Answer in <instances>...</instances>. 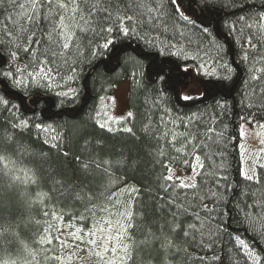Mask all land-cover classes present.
Returning a JSON list of instances; mask_svg holds the SVG:
<instances>
[{
	"label": "trees",
	"instance_id": "obj_1",
	"mask_svg": "<svg viewBox=\"0 0 264 264\" xmlns=\"http://www.w3.org/2000/svg\"><path fill=\"white\" fill-rule=\"evenodd\" d=\"M19 3L0 5V264H83L55 237L76 243L104 207L131 213L114 264H264V164L243 173L239 146L242 122H264V0H100L108 15L77 14L54 63ZM9 16L30 31L8 36ZM188 66L202 90L185 99ZM122 79L131 115L108 127L99 97Z\"/></svg>",
	"mask_w": 264,
	"mask_h": 264
},
{
	"label": "snow or ice",
	"instance_id": "obj_2",
	"mask_svg": "<svg viewBox=\"0 0 264 264\" xmlns=\"http://www.w3.org/2000/svg\"><path fill=\"white\" fill-rule=\"evenodd\" d=\"M5 3L11 6H16L18 0H0V5ZM27 3L30 9L28 11H24V3H19V7L22 10L20 15L24 16L25 24L37 25L40 23L44 25V31L41 33V36H44L46 33V42L52 46L43 48L42 51L43 55L52 58L48 60V63H54L56 57L64 54L63 50L69 49L74 36L72 22L76 20L77 14H79L80 20L84 21L85 27L89 21L94 20L97 11L102 10L108 15L107 8H97V4L100 3V0H27ZM172 3L176 5V0H172ZM39 7H44L45 10L43 13L38 11ZM131 18V16L127 17V19ZM8 19L11 20L14 25V27L7 32L8 36L11 37L17 30L23 32L30 31V29L24 27V25L20 24V22L14 17L9 16ZM0 25L7 27V24H5L3 19H0ZM126 31L127 29H125V32ZM24 40L29 47H26L23 50L32 54L35 59V47L41 45V39L36 38V32L32 29L31 36H25ZM107 46L108 45L106 44L105 47ZM56 49H59V51ZM37 64L39 65L40 61H37ZM51 71V68L41 66L39 67V71L36 72V75L40 76L43 74V76L47 77ZM185 99H188V97H185ZM129 115L131 114L129 113ZM210 132H212L211 128L207 129L206 132L201 133L200 135L211 139V137L208 136V133ZM181 135L187 136L192 135V133H182ZM196 159L199 160V157H196ZM246 178L252 179L251 176ZM166 179L171 180L172 176L169 175ZM179 187L195 188L196 185L195 183L186 184L181 182ZM100 211L103 215L97 219L96 225L91 226L89 229L76 228L74 232L68 233V236L76 243L70 244L66 239L61 240L60 236H56L55 239L59 242L62 248L73 249L74 251L72 254H75V251L79 250L83 251L86 255L99 257L100 260L103 261V264H114V261L105 259V254L109 252L115 253L122 247L127 255L128 245L124 243V239L127 236V230L132 227L130 222L131 213H120V219L114 223L111 217L115 214L111 212L110 209L104 207L101 208ZM105 216H108L109 218L105 219ZM122 221H127V223H122ZM69 227H71V225H69ZM113 227H117L118 231L115 235H110ZM56 230L60 231L58 228ZM61 235H63V233H61ZM47 242L51 243L52 240L48 239ZM109 244H112V247H109ZM81 245H86V247L81 249ZM98 249H102V251ZM68 259L71 260V255H69Z\"/></svg>",
	"mask_w": 264,
	"mask_h": 264
},
{
	"label": "rangeland",
	"instance_id": "obj_3",
	"mask_svg": "<svg viewBox=\"0 0 264 264\" xmlns=\"http://www.w3.org/2000/svg\"><path fill=\"white\" fill-rule=\"evenodd\" d=\"M39 71V69L37 70ZM33 72L34 78H43L49 84H57L62 79L57 78L52 73L47 77L41 74L36 75ZM179 93L182 97H188L198 94L202 90L201 74L195 67H186V77H182L178 81ZM99 107L102 112L101 123L105 126H112L117 120L125 119L129 114L128 106V80L122 79L116 81L110 91L103 93L99 97ZM240 151H241V170L245 174H253L255 166L258 163L264 164V122L240 124ZM177 173L181 172L175 170ZM174 171V172H175ZM183 176L189 177L188 174ZM118 231L117 227L112 229L110 235H115ZM86 247V246H85ZM112 247V244H109ZM102 251V249H98ZM83 264H98L91 260L93 257L86 255L83 251L80 252ZM110 253H106L110 257ZM106 256V257H107Z\"/></svg>",
	"mask_w": 264,
	"mask_h": 264
}]
</instances>
